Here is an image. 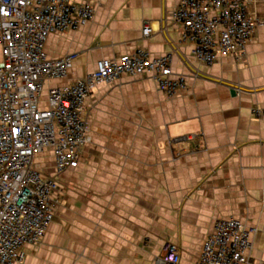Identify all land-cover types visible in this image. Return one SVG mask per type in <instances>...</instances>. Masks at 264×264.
I'll use <instances>...</instances> for the list:
<instances>
[{
	"label": "crops",
	"instance_id": "crops-1",
	"mask_svg": "<svg viewBox=\"0 0 264 264\" xmlns=\"http://www.w3.org/2000/svg\"><path fill=\"white\" fill-rule=\"evenodd\" d=\"M75 1L96 13L77 30L49 36L50 57L76 56L69 76L52 85L145 48L171 53L189 87L169 98L150 75L127 74L94 87L90 142L79 166L59 177L56 215L43 242L28 246L25 264H155L165 241L190 264L215 221L230 216L258 228L252 257L264 263V118L252 114L264 106V27L241 60L206 66L170 20L177 0ZM247 2L264 16V0ZM36 161L43 175H55L51 151Z\"/></svg>",
	"mask_w": 264,
	"mask_h": 264
},
{
	"label": "built area",
	"instance_id": "built-area-1",
	"mask_svg": "<svg viewBox=\"0 0 264 264\" xmlns=\"http://www.w3.org/2000/svg\"><path fill=\"white\" fill-rule=\"evenodd\" d=\"M96 7L75 0H0V264H25L29 245L41 244L56 215L58 179L76 169L90 142L86 114L94 87L121 75H150L167 97L186 90L187 76L173 71L172 54L153 56L145 48L102 58L83 77L63 85L75 54L50 57L49 36L77 30L91 21ZM170 20L181 40L206 66L221 58L244 57L264 16L250 12L247 0H177ZM146 23L144 35L151 34ZM264 118V106L252 109ZM51 151L55 175L45 176L36 158ZM258 228L230 216L217 219L190 264H264L253 260ZM177 244L165 241L155 264H180Z\"/></svg>",
	"mask_w": 264,
	"mask_h": 264
}]
</instances>
